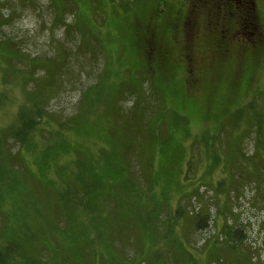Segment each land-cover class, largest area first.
Instances as JSON below:
<instances>
[{"label":"rangeland","instance_id":"374dc122","mask_svg":"<svg viewBox=\"0 0 264 264\" xmlns=\"http://www.w3.org/2000/svg\"><path fill=\"white\" fill-rule=\"evenodd\" d=\"M208 2L0 0V247L15 264H264V43L209 26ZM42 98L55 114L20 141L23 102ZM203 210L208 224L189 217Z\"/></svg>","mask_w":264,"mask_h":264},{"label":"trees","instance_id":"16d2710c","mask_svg":"<svg viewBox=\"0 0 264 264\" xmlns=\"http://www.w3.org/2000/svg\"><path fill=\"white\" fill-rule=\"evenodd\" d=\"M208 1L209 2L207 6H209V13L207 14V17L208 19L210 18V21H211L209 26H211L212 24H215V21L223 20L225 28L229 29V32H228V34L230 33L229 36L231 38H237V39L239 37L242 38V40L245 42L244 43L245 47L251 48L252 46H254V44H258L259 46L264 43V30L262 28V23H261L262 21H261L260 13L258 10L257 0H208ZM203 2L204 0H196V3L194 4V6L202 10V8L205 7V4ZM59 7H60V10H64L63 14H65L66 10L63 9L62 6H59ZM195 7L194 9H192L191 18L196 17L197 12H199L197 9H195ZM80 16L81 14H79V17ZM64 20H65V17H64ZM78 23L80 24L81 27H83V24L81 23V17ZM145 38H150L153 41V43L150 44L153 46L149 49L151 51L152 57L151 55L145 57L147 59L145 69L151 70L157 74L158 72L161 71V68L163 66L161 62L164 61V58H163L164 55L161 51L160 45L155 41V37H153L151 34H146ZM141 39H143V36ZM11 42H12L11 47L13 48L14 55H15L14 58L19 60L20 59L19 55H23V56L28 55V53H26L27 50L25 48H24V51L23 49L21 50L20 46L18 45V43H15L14 39H11ZM56 70L59 71L58 68H56ZM45 100H46L45 98H42L40 101L41 102L40 106H42L43 109H38V107L34 108L35 103L27 104L26 101L25 103L23 102L21 120L24 119V125H23L24 129H22L24 131H21L19 133V136L21 137L19 139L20 141L25 140L29 134H32L35 131L34 129H36L38 125L39 126L37 127V129L40 128L42 120L44 121L47 118L46 116L48 114L49 115L55 114V113L48 111L47 106H46L47 103L45 102ZM224 107L225 109H227L226 111L225 110L224 111L228 112L230 110L229 109L230 103L227 102V105ZM28 112H32L34 116H29ZM78 112L75 117H77V115L79 114ZM188 114L193 116V114L190 111H188ZM75 117H72V118H75ZM65 121H67V119ZM1 134H4V133H0V135ZM9 139H12V138L7 137L5 139H1L0 137V162L4 161L3 164L7 162V156H10L11 154V149L7 147V145H9L8 143ZM5 158L6 160H4ZM1 165L2 164H0V169H1ZM178 205L179 206L176 209L174 216L182 220V218L185 217L187 211H186V208L183 207V202H180ZM223 205H218V207L222 208ZM208 213H209L208 211L203 210L201 211V213L198 212L197 214L190 215L189 217L195 223L199 224L202 219H204L203 220L204 222L208 221L207 220L209 219ZM205 219L207 221H205ZM230 228L231 226H229V229L227 230V226H226L224 229L225 233L219 236L215 235L216 242L225 241L227 237L229 239L232 238V232H234L233 231L234 228L232 229ZM223 236H225L226 238H223ZM9 249L10 248H8V250ZM13 249L15 251V248ZM13 259H15L14 252L12 253V255L10 253L9 254L2 253V248L0 247V264H3V263L4 264H10V263L15 264L16 262H14ZM39 263L40 261H37L36 264H39ZM21 264H23V262Z\"/></svg>","mask_w":264,"mask_h":264},{"label":"bare ground","instance_id":"6f19581e","mask_svg":"<svg viewBox=\"0 0 264 264\" xmlns=\"http://www.w3.org/2000/svg\"><path fill=\"white\" fill-rule=\"evenodd\" d=\"M247 236V235H246Z\"/></svg>","mask_w":264,"mask_h":264}]
</instances>
